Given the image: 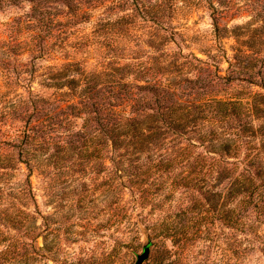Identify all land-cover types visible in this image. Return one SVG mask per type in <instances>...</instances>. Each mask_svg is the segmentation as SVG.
Wrapping results in <instances>:
<instances>
[{
    "label": "trees",
    "instance_id": "obj_1",
    "mask_svg": "<svg viewBox=\"0 0 264 264\" xmlns=\"http://www.w3.org/2000/svg\"><path fill=\"white\" fill-rule=\"evenodd\" d=\"M25 4L23 15L0 22V264L44 259L31 177L66 159L104 165L99 173L109 162L113 203L124 174L132 187L160 190L164 182L153 176L167 173L173 188L212 192L227 182V203L239 202L222 215L240 229L264 220V92L253 90L259 82L249 63L264 43V0H0V10ZM195 9L213 20L212 38L200 42L207 59L166 44L174 31L166 19ZM233 11L250 21L230 28ZM140 18L155 24L141 40L152 41L149 52L137 41L131 47ZM225 38L235 39L232 58ZM16 55L30 61L11 67ZM75 118L83 123L72 132ZM21 164L28 174L16 187ZM164 228V239L172 237Z\"/></svg>",
    "mask_w": 264,
    "mask_h": 264
},
{
    "label": "rangeland",
    "instance_id": "obj_2",
    "mask_svg": "<svg viewBox=\"0 0 264 264\" xmlns=\"http://www.w3.org/2000/svg\"><path fill=\"white\" fill-rule=\"evenodd\" d=\"M157 1L139 0L146 6ZM178 6L179 11L184 8L181 2ZM28 10V4L6 7L0 10V22L19 17ZM126 13L128 11H121L119 15ZM116 16L113 11L111 18L114 20ZM249 21L248 14L236 11L226 20L230 28ZM165 22L174 30H170L173 39L166 42L170 50L182 49L185 53L207 59L200 51V42L212 38L213 20L209 12L185 10L170 15ZM86 26L90 28L91 24ZM132 26L135 27L132 34L139 38L132 36L131 47L135 48L137 41L147 52L152 51L149 47L152 41L143 43L141 40L146 38H143L144 32L155 34L154 22L140 18ZM223 44L232 58L235 39L225 38ZM259 47L258 56L249 63L253 67L254 80L264 86V43ZM9 59L11 67L30 61L29 56L23 55ZM222 68L225 71L228 63L223 62ZM259 86H254L253 90L264 92ZM34 87L40 90L37 84ZM19 92L25 93L26 90L20 88ZM1 113L0 105V127L5 121L2 122ZM22 118L28 120L25 116ZM74 122L72 132H77L83 121L75 118ZM3 152L9 153L12 149L4 148ZM17 153L12 152L14 156ZM78 163L75 159H66L57 165L48 164L43 173L34 169L31 181L36 208L41 214L38 225L44 232L38 245L46 246L44 259L35 264H136L146 247L150 249V256L143 264H264V220L256 223L257 220L251 218L249 223L253 222L254 226L240 229L235 219L226 222L223 218V212L237 210L239 202V199H230L227 203V182L213 188L212 192H209L211 189L194 191L179 186L173 188L174 178L167 173L161 177L159 173L153 179L164 182V185L155 190L145 183L142 188L130 186L127 179L130 173H126L122 178L126 187L119 190L115 198L118 202L113 203L114 193L108 182L110 163L106 162L108 168L101 173L99 169L103 170L104 165L98 168L94 161H87L81 167ZM125 166L128 167V163ZM27 174L26 166L21 164L11 184L18 187ZM36 208L31 203L30 209L36 211ZM232 215L235 218V212ZM168 224L173 235L164 239V226Z\"/></svg>",
    "mask_w": 264,
    "mask_h": 264
},
{
    "label": "water",
    "instance_id": "obj_3",
    "mask_svg": "<svg viewBox=\"0 0 264 264\" xmlns=\"http://www.w3.org/2000/svg\"><path fill=\"white\" fill-rule=\"evenodd\" d=\"M150 256V249L148 247L145 248L144 252L138 256V260L136 264H143Z\"/></svg>",
    "mask_w": 264,
    "mask_h": 264
}]
</instances>
